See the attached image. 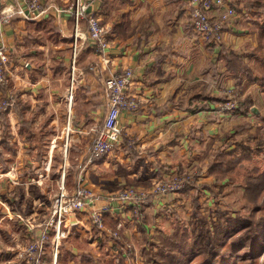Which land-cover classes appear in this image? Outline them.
Returning <instances> with one entry per match:
<instances>
[{
	"label": "crops",
	"instance_id": "crops-1",
	"mask_svg": "<svg viewBox=\"0 0 264 264\" xmlns=\"http://www.w3.org/2000/svg\"><path fill=\"white\" fill-rule=\"evenodd\" d=\"M31 1L0 0V16L13 12L0 25L10 56L0 101L12 103L0 110V264H31L22 251L50 219L63 173L69 191L79 175L103 196L145 188L148 219L166 200L150 194L153 185L173 174L187 179L170 198L177 207L184 201L197 213L202 195L212 203L217 190L232 187L240 206L264 205V0H225L236 14L222 22L218 42L193 29V0H82L107 30L103 53L87 42V18L76 24L72 16L78 0H39L34 13ZM211 16L221 21L217 7ZM76 30L84 35L74 57ZM125 67L134 71L130 93L139 107L121 112L113 151L89 162L109 107L105 81ZM226 96L237 97L234 111L221 108ZM110 205L105 218L116 226L127 208ZM67 224L59 263L78 264L83 254L97 262L99 252L71 247L73 237L95 242L104 234L90 210ZM46 259L53 264L49 243Z\"/></svg>",
	"mask_w": 264,
	"mask_h": 264
},
{
	"label": "rangeland",
	"instance_id": "rangeland-1",
	"mask_svg": "<svg viewBox=\"0 0 264 264\" xmlns=\"http://www.w3.org/2000/svg\"><path fill=\"white\" fill-rule=\"evenodd\" d=\"M261 101L264 107V94ZM186 181L180 174H173L155 182L150 194L166 200L165 205L152 209L150 219L146 213L142 214L146 212L145 202L125 206L127 209L122 212L123 219L118 221L121 226L120 223L113 226L105 218L104 234H97L95 242L76 236L73 237V244L70 241L71 247L88 249L91 253L99 252L98 264H264V205L256 209L240 206L237 187H232L230 193L224 191L228 188H221L217 190L218 195L212 203H208L207 196L202 195V205L196 213L192 204L182 201L185 206L177 207L170 199L174 192L185 186ZM164 184L170 185L167 190L156 191ZM58 185L55 183V190H59ZM138 189L145 191V188ZM145 192L148 197L149 193ZM241 213L246 214L244 219L239 217ZM68 228L69 225L64 227L66 236L62 237L60 246L68 237ZM50 230L54 232L48 240L52 245L55 229L52 227ZM112 230L117 231L118 235L112 236ZM37 235L33 233V237ZM64 254L69 255L67 251ZM60 257H57L55 264H60ZM65 259L68 258L65 257L64 262ZM75 262L84 264L79 256Z\"/></svg>",
	"mask_w": 264,
	"mask_h": 264
},
{
	"label": "built area",
	"instance_id": "built-area-1",
	"mask_svg": "<svg viewBox=\"0 0 264 264\" xmlns=\"http://www.w3.org/2000/svg\"><path fill=\"white\" fill-rule=\"evenodd\" d=\"M195 3L191 13V24L193 29L207 41L218 42L223 36V23L229 17L236 14V8L225 0H193ZM92 2L78 0L70 11L76 24L81 19L87 18V42L92 45L97 52L103 53L108 47L107 30L101 23L100 18L94 14H88L87 9ZM220 11L221 21L215 22L211 16L214 8ZM29 9L32 13L40 9L39 0H32L29 3ZM16 13L25 17H30L22 8H18ZM13 15L9 12L0 16V25L8 22ZM84 35L83 31L76 30L74 35V48L77 55L79 39ZM10 60L6 45L0 42V86L6 85L9 81L8 62ZM94 68L95 65H90ZM134 81V71L130 67H125L118 72L112 73L105 81V88L108 97V112L105 116L102 127L99 129L91 148L89 150L88 160L93 162L105 155L111 153L116 144L122 137V127L120 125V114L123 110L135 111L139 107L138 98L130 93V88ZM71 97V93H70ZM12 103L9 100L0 101V110L7 109ZM237 107V100L232 99L221 104L224 110H233ZM167 184V183H166ZM170 185L159 186L156 191H164ZM167 190V189H166ZM147 193L137 187H126L108 196L96 192L86 182L83 175H79L77 185L69 191L65 186V174L62 175V182L57 192L51 210V217L46 222L45 228L34 237L22 254L27 257L31 264H50L46 259L47 245L50 237V228L55 229V236L52 243L53 264L56 263L59 254L60 241L66 236L67 220L70 216L76 215L81 211L90 210V218L95 227L104 231L106 229L105 213L110 210L111 202H117L122 207L139 205L144 203ZM105 200L106 203L100 202ZM120 226L122 225L121 222ZM118 223V225H119ZM112 236H117L118 232L113 231Z\"/></svg>",
	"mask_w": 264,
	"mask_h": 264
},
{
	"label": "trees",
	"instance_id": "trees-1",
	"mask_svg": "<svg viewBox=\"0 0 264 264\" xmlns=\"http://www.w3.org/2000/svg\"><path fill=\"white\" fill-rule=\"evenodd\" d=\"M232 99H235V100H238L237 99V97H228L227 98V96L226 97H224L222 100H221V104L222 103H224V102H226V101H229V100H232ZM238 102V101H237ZM236 109V108H235ZM235 109H233L232 111H234ZM228 236V235H227ZM255 242H256V240H255ZM255 245V244H254ZM256 245H258V244H256ZM242 249V248H241ZM240 249V250H241ZM80 259H81V261H83L84 262V264H98V262H94V260H93V258H92V256H90L89 254H83V255H81L80 256Z\"/></svg>",
	"mask_w": 264,
	"mask_h": 264
},
{
	"label": "bare ground",
	"instance_id": "bare-ground-1",
	"mask_svg": "<svg viewBox=\"0 0 264 264\" xmlns=\"http://www.w3.org/2000/svg\"><path fill=\"white\" fill-rule=\"evenodd\" d=\"M72 93V92H71Z\"/></svg>",
	"mask_w": 264,
	"mask_h": 264
}]
</instances>
